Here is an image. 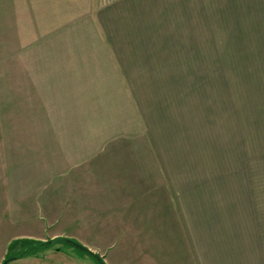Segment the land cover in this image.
<instances>
[{"label":"crops","instance_id":"obj_1","mask_svg":"<svg viewBox=\"0 0 264 264\" xmlns=\"http://www.w3.org/2000/svg\"><path fill=\"white\" fill-rule=\"evenodd\" d=\"M214 1L96 0L99 24L73 0H0V253L15 239L93 248L101 233L118 263L183 264L186 256L199 264L182 186L144 117L136 74L159 58L174 64L184 17L198 31L199 9ZM224 1L245 10L232 16H264V0ZM127 8L143 16L139 31L130 20L126 28L105 20ZM147 240L162 254L148 253L146 263Z\"/></svg>","mask_w":264,"mask_h":264},{"label":"rangeland","instance_id":"obj_2","mask_svg":"<svg viewBox=\"0 0 264 264\" xmlns=\"http://www.w3.org/2000/svg\"><path fill=\"white\" fill-rule=\"evenodd\" d=\"M214 3L207 12L199 9L196 32L190 29L193 17H184L185 39L173 43L179 49L174 64L159 58L158 65L143 66L150 70L137 72L136 91L145 96L141 97L144 117L162 138L168 170L182 186L178 198L185 201L199 264H264V16H232L242 10L224 0ZM73 4L80 9L87 4L94 11H88L89 19L92 15L100 24L93 8L96 0H73ZM169 8L182 13L175 5ZM134 9L120 10L117 21L115 15L105 20L125 28L130 20L132 30L139 31L146 22ZM109 11L104 9L105 15ZM205 13L208 21L202 16ZM157 14L158 9L149 13L147 26L154 30L150 34L157 32ZM136 110L143 130L139 107ZM97 238L90 242L91 249L102 262L57 240L8 264H124L115 260L104 235ZM121 240L127 251L126 237ZM149 243L145 241V262L148 253L162 254L159 248L149 252ZM22 249L21 245L15 248ZM6 258L8 249L0 253V264Z\"/></svg>","mask_w":264,"mask_h":264},{"label":"trees","instance_id":"obj_3","mask_svg":"<svg viewBox=\"0 0 264 264\" xmlns=\"http://www.w3.org/2000/svg\"><path fill=\"white\" fill-rule=\"evenodd\" d=\"M57 240H52L51 242H37L33 240L26 239H15L10 242L8 246V257L20 258L27 255H31V250H35V248H47L51 246ZM61 241H66L65 239H61ZM17 245H21L23 247L22 250L16 251L15 248ZM16 251V252H15Z\"/></svg>","mask_w":264,"mask_h":264},{"label":"water","instance_id":"obj_4","mask_svg":"<svg viewBox=\"0 0 264 264\" xmlns=\"http://www.w3.org/2000/svg\"><path fill=\"white\" fill-rule=\"evenodd\" d=\"M52 241V240H51ZM51 241H48V242H51ZM66 242L70 243V244H73L75 246H77L78 248H80L81 250L85 251L86 253L92 255L93 257H95L98 261L102 262V258L101 256L95 252V250L81 244V243H78L74 240H71V239H66ZM13 260V257H8L6 259H4L1 264H8L9 262H11Z\"/></svg>","mask_w":264,"mask_h":264}]
</instances>
